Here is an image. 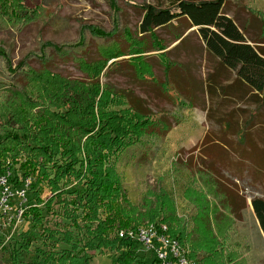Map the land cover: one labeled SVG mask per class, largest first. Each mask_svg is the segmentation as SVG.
<instances>
[{"label":"trees","instance_id":"trees-1","mask_svg":"<svg viewBox=\"0 0 264 264\" xmlns=\"http://www.w3.org/2000/svg\"><path fill=\"white\" fill-rule=\"evenodd\" d=\"M105 1L110 9V31L82 21L76 39L60 43L44 39L40 32L37 47L18 61H14L13 48L0 41V177H6L10 185L11 173L19 171L22 178L14 189L29 187L25 192L32 194L33 201L24 212L30 233L23 235L20 249L29 251L34 231H41L45 239L44 246L36 249L38 261L32 264H93L95 256L106 251L116 253L113 264H149L138 256L140 245L118 233L138 229L158 217H163L171 237L184 245L182 232L174 227L179 219L167 191H149L143 205L137 207L128 200L117 168L121 155L139 145L163 141L171 125L163 115L151 113L146 101L131 90L120 93L105 84L111 74L158 85L176 103L179 89L171 87L170 81L178 67L168 57V49L197 35L209 63V97L221 95L222 104L256 105L264 111V27L263 35L251 33L252 21L260 20L255 13L236 9L231 0H173L167 8ZM122 1L140 10L138 33L125 23ZM43 12L42 7L28 8L24 0H0V31L22 34L33 23L46 22ZM245 13L248 19L243 18ZM169 29H174V36L166 42L160 32ZM153 52H164L158 54L164 65V82L158 81L148 61ZM60 61L72 62L83 77L59 73ZM236 113L232 111L226 121H219L224 131L217 140L208 134L202 140L201 158L210 159L215 167L187 166L193 171L191 179L214 186L212 193L220 198L219 204L238 221L243 209L239 208L238 193L220 180L217 167L230 165L231 156H235L228 140L231 134L245 141L241 152L257 166V173L264 175V146L252 135L257 126L264 133V112L252 114L239 126ZM259 140L264 142V134ZM3 190L0 185V202ZM46 190L51 196L44 199ZM55 203L60 204L61 216L73 232L44 227L43 211H53ZM252 208L264 234V199L254 198ZM218 215L208 217L207 223L214 219L222 233ZM4 216L0 211V221ZM204 250L201 247L199 252ZM2 253L13 264L19 263V249L11 251L4 235H0ZM218 254L212 256L211 264H224L223 255L219 261ZM188 255L195 259L192 264H207L211 259L200 261Z\"/></svg>","mask_w":264,"mask_h":264},{"label":"rangeland","instance_id":"rangeland-1","mask_svg":"<svg viewBox=\"0 0 264 264\" xmlns=\"http://www.w3.org/2000/svg\"><path fill=\"white\" fill-rule=\"evenodd\" d=\"M126 1L133 5L147 3L161 8H167L173 2V0ZM231 1L236 9L245 8L255 13L256 17H260L257 22L252 21L250 30L252 34L263 35L264 0ZM24 4L30 9L42 7L46 22L33 23L22 34L8 30L0 31V41L13 48L14 61L20 60L37 47L36 41L40 32L44 39L60 43L76 39L82 21L97 26L102 31H110L111 19L108 16L110 9L105 0H24ZM122 7L125 23L133 33H138L142 19L140 10H136L135 6L127 5L125 1H122ZM242 16L248 19V14ZM172 30L160 32L166 42L172 40L174 36ZM168 50V57L178 67L174 70L170 81L173 85L171 87L179 89L176 103L168 97L162 87L129 75L113 73L104 79L105 84L114 87L120 93L131 90L137 97L145 100L146 107L151 113L163 115L172 128L163 141L146 142L148 143L146 147L139 145L120 156L117 168L123 178L128 200L140 207L149 191L163 188L171 196L179 219L174 227L178 233L182 232L184 246L192 258L194 255L201 261L211 257L207 261V264H211L214 261L212 256L219 253L218 260L220 261L222 254L224 264H264V234L251 206L254 198L264 199V175L257 173L255 170L257 166L241 152L245 141H239L238 136L230 134L228 140L233 143L235 156H231V166L226 163L223 168L219 165L217 167L220 180L238 193L239 208L243 207L241 220H235L228 210L219 204L220 198L216 193L215 195L212 193L215 190L214 186L203 185V182L199 183L191 179L193 171L187 166L190 163L191 168L199 165L203 168L215 167H212L213 161L210 159L205 158V161L201 158L200 150L204 137L208 134L212 139L217 140L224 131L219 121L222 119L226 121L232 111L237 112L235 118L239 123L238 126L249 119L254 111L251 108L246 109L247 112L244 113L240 111V109L245 110L242 104L236 110V105L222 104L213 98L208 103L205 83L209 73V63L204 44L197 35L188 36L182 43L178 42ZM161 53L164 52H153L147 58L158 81L164 82V65L158 57ZM56 70L68 77H83L72 62L60 61ZM262 129L257 126L252 132L254 140L258 141L261 147L264 146V142L259 140L264 134ZM257 155L256 153L254 157ZM257 158L261 160V156ZM262 162L264 164V160ZM21 176L19 171L11 173L13 182L10 183L9 189L13 194L9 196L6 215L0 221V235L6 237L7 246L11 251L19 249L18 264H32L38 261L36 249L44 246L45 239L41 236V231H34L31 234L29 251L20 249L24 241L23 235L30 233L31 227L30 222L24 217V212L33 201L30 192H26L25 197H22L17 192L19 189H14L17 186L16 181H20ZM235 184L237 186H234ZM24 189L26 191L29 187ZM50 196L51 192L46 190L43 198L47 199ZM215 206L221 208L216 209ZM52 209L53 211L47 209L43 211L46 220L44 227L53 231L63 229L73 232L69 222L61 216L60 204L55 203ZM216 213L219 214L218 225L222 233L218 232L217 222L214 219L207 223V218H215ZM158 221L163 222V217H158L150 223ZM146 224L149 222L144 223ZM201 247L205 250L199 252ZM62 248L68 247L63 245ZM139 249L138 256L152 264L154 256L142 246ZM115 258L116 253L106 251L97 254L93 264H113ZM0 260H2L1 264H13L4 253L0 255Z\"/></svg>","mask_w":264,"mask_h":264},{"label":"built area","instance_id":"built-area-1","mask_svg":"<svg viewBox=\"0 0 264 264\" xmlns=\"http://www.w3.org/2000/svg\"><path fill=\"white\" fill-rule=\"evenodd\" d=\"M30 182V181H29ZM27 182V185H29ZM0 185L4 189L1 198V209L6 215L9 206V196L12 190L6 177H0ZM25 197V191H17ZM119 237L129 242L138 243L142 248L154 256L155 264H192L188 249L176 238L170 235V228L163 222L149 223L138 229L122 230Z\"/></svg>","mask_w":264,"mask_h":264},{"label":"crops","instance_id":"crops-1","mask_svg":"<svg viewBox=\"0 0 264 264\" xmlns=\"http://www.w3.org/2000/svg\"><path fill=\"white\" fill-rule=\"evenodd\" d=\"M206 84V83H205ZM206 89H207V84H206ZM206 94H207V91H206ZM207 98H208V103H209V100L210 99H212L213 98V100H216V101H219V103H221V102H223V98L221 97V95H216V96H214V97H212V98H210L209 97V95L207 94ZM238 106H240V105H236L235 107H237L236 108V110H238ZM243 108L244 109H253V114L254 115H259V114H262L264 111L263 110H260V107L259 106H256V105H250V106H248V105H243ZM251 206H252V202H251ZM252 210H253V208H252Z\"/></svg>","mask_w":264,"mask_h":264}]
</instances>
